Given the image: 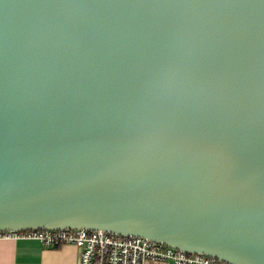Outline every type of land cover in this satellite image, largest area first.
I'll return each mask as SVG.
<instances>
[{
	"label": "water",
	"instance_id": "water-1",
	"mask_svg": "<svg viewBox=\"0 0 264 264\" xmlns=\"http://www.w3.org/2000/svg\"><path fill=\"white\" fill-rule=\"evenodd\" d=\"M39 228L264 264V0H0V231Z\"/></svg>",
	"mask_w": 264,
	"mask_h": 264
},
{
	"label": "built area",
	"instance_id": "built-area-1",
	"mask_svg": "<svg viewBox=\"0 0 264 264\" xmlns=\"http://www.w3.org/2000/svg\"><path fill=\"white\" fill-rule=\"evenodd\" d=\"M0 239H33L46 246L63 244L77 248V264H229L201 252L170 247L141 236L84 228L2 230Z\"/></svg>",
	"mask_w": 264,
	"mask_h": 264
},
{
	"label": "crops",
	"instance_id": "crops-1",
	"mask_svg": "<svg viewBox=\"0 0 264 264\" xmlns=\"http://www.w3.org/2000/svg\"><path fill=\"white\" fill-rule=\"evenodd\" d=\"M77 252L70 244L46 246L33 239H0V264H77Z\"/></svg>",
	"mask_w": 264,
	"mask_h": 264
}]
</instances>
